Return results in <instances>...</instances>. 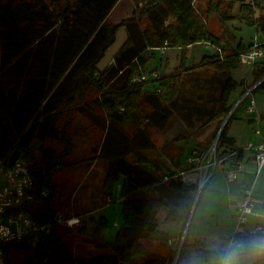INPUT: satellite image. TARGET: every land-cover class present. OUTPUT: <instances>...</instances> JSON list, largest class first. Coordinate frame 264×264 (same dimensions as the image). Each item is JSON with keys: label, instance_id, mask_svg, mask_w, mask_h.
<instances>
[{"label": "trees", "instance_id": "1", "mask_svg": "<svg viewBox=\"0 0 264 264\" xmlns=\"http://www.w3.org/2000/svg\"><path fill=\"white\" fill-rule=\"evenodd\" d=\"M118 1L0 0V157L18 150L27 162L36 197L42 201L41 205L29 206L31 215L41 224L52 221L57 214L53 178L57 168L69 166L64 160L73 146L68 133L73 113L80 112L91 119L99 111L105 117L101 127L103 136L92 148L90 161L97 158L106 161L103 197L109 198L115 182L122 178L119 197L123 217L112 241L91 242L102 253L74 255L70 243L64 241L65 232L58 230L60 224L35 246L26 239L5 245L6 264H169L172 261L169 237L159 228L156 215L165 208V220L180 223L184 228L197 186L182 182L176 174H167L164 180L150 170L145 160L130 155L153 148L145 125L158 130L166 127L182 80L178 74L152 78L149 88H144L149 80L133 83L131 78L138 66L150 61L152 51L164 42L168 47L181 48L206 42L216 49L217 53L206 54L199 63L188 67V72L210 66L217 72L230 73L242 63L241 55L247 46L238 42L225 54L221 38L207 28L195 0H139L143 2L139 10L118 23H110L108 15ZM208 1L207 15L216 13L222 24L232 20L230 13L236 0ZM223 5L225 8L220 12ZM238 11L244 24L254 25L264 36V0L241 2ZM120 27H125L127 32L131 28L128 41L102 73L94 72L90 76L89 71L114 42ZM253 66L264 73V62ZM257 82L253 90L264 89V78ZM238 86L242 82L231 76L226 79L208 121L227 114L229 94ZM88 91L91 93L86 95ZM80 103L81 108L74 110ZM141 106L148 110L142 114L136 112ZM226 128L220 131L215 152H219V159L234 152L232 157L239 163L242 151L234 148V140L227 136ZM48 138L61 142L63 148L55 161L45 167L30 143ZM41 191L47 192L45 197ZM201 191L202 188L198 196ZM103 223L101 218L99 224ZM251 234L235 237L245 239ZM185 238L186 234L182 246ZM152 242L154 247L149 250ZM209 253L210 250H200L202 259Z\"/></svg>", "mask_w": 264, "mask_h": 264}, {"label": "rangeland", "instance_id": "2", "mask_svg": "<svg viewBox=\"0 0 264 264\" xmlns=\"http://www.w3.org/2000/svg\"><path fill=\"white\" fill-rule=\"evenodd\" d=\"M208 2V0H195L194 5L206 19L207 28L221 38V47L225 49V54L231 52L238 42L247 46L244 54L254 48H260L264 51V36L257 31L254 25L244 24L241 19L242 15L238 11L240 3H247L249 0H236L235 7L230 13L232 20L225 24L221 23L216 13L207 15ZM142 4L143 2L140 3L139 0H119L108 15V22L118 23L130 16L137 8L139 10ZM223 8H225V5L220 7V12ZM123 10L124 13L120 16ZM130 31L131 28L129 27L128 32ZM215 53H217L216 49L206 42L192 44L185 48L170 46L165 49L163 54H161L160 49H154L152 51L153 58L141 66L145 72H149L152 71L154 63L160 64L162 62L163 65L156 70L157 78L178 74L182 82L173 107V115L166 127L163 130H158L155 127L145 125L154 144L153 148L138 150L130 155V158L138 156L145 160L150 170L158 176L194 172L197 184L200 181L202 182V191L197 197L198 200H196L191 212L184 245L182 246L181 244L178 251L181 234V236L171 240L169 243L172 248V261L169 264H188V258L193 256L192 253L188 254L189 243L197 231L201 233L202 239H205L208 233L211 232L210 235L212 233L213 235L221 233L223 237L220 239L227 241L228 231L232 229L230 213L221 209L219 215H217L213 211L209 212L207 210L203 212L200 207L205 199V193H207L209 178L219 170L217 163L220 155L219 152H215L216 142L219 137V135L217 137V134L218 132L220 134L223 127L226 126L228 128L233 123L247 98H253L257 107L264 106V89L259 87L253 90L249 96L242 99L248 88L255 85L261 78H264V73H259V69L253 66L254 63L260 64L264 62V55L253 62L249 60L242 61L239 67L230 73L217 72L210 66H204L188 72V67L199 63L204 55ZM223 55L221 56L223 57ZM229 76L236 82L243 83L242 86H238L229 94V110L227 114L229 111L231 113L234 112L232 118L229 121L228 118L225 120L226 114L208 121L209 113L217 107L219 90ZM153 80L147 81L144 88H149L148 83L153 82ZM243 80L246 82L244 83ZM89 93L91 91H88L86 95H89ZM239 101L241 102L239 103ZM236 104L238 105L235 108ZM81 106L82 103L76 105V107L74 106L73 109L77 110ZM147 110L146 106H141V108L136 109V112L142 114ZM92 117L88 119L82 116L80 112L73 113L72 124L68 131L73 146L71 152L64 160V163L69 166L57 168L53 178V182L56 185V212L62 213L65 219L58 230L65 232L64 241L72 245L74 250L72 252L77 256H86L88 253L95 255L104 252L95 248L89 239H102L110 242L114 239L116 231L123 223L122 206L119 201L122 178L115 182L112 194L109 197L110 201L108 202L106 197H101L102 181L106 173V161L102 158H97L95 166L88 169V164L92 163L90 161L93 157L92 148L100 143L103 136L101 127L105 118L103 112L99 111L94 113ZM205 122L207 124L202 126ZM140 123L143 124L144 122L141 121ZM37 143L40 144L36 141ZM53 145L55 146L53 148L57 157L61 151L60 149L63 148V144L58 142L53 143ZM194 150L204 155L199 158V161L188 162V157L191 156V152ZM212 151L210 164L206 169L208 157ZM42 162L46 163V160L42 159ZM50 163H46L45 167H49ZM194 169L195 171H193ZM38 204L41 205L42 201L36 200L33 203V205ZM100 205H102V208H100ZM163 209L161 208L157 213V215L159 214L158 226L162 228L166 224L169 230L168 233H171L173 226L177 224L175 222H165L160 217L161 212L167 213V210ZM214 214L217 215L216 219L213 217ZM101 218H103V224H99ZM84 219L87 221L86 229L81 227V224L85 223ZM215 222L220 227L219 231L215 230ZM208 226H211L214 230H209ZM171 227L173 228L171 229ZM183 231L184 228H182L181 233ZM214 239L215 241L217 240L216 238ZM208 241L210 242L211 239ZM142 243L145 245L146 241H142ZM153 244L154 242L150 243L149 250L153 249Z\"/></svg>", "mask_w": 264, "mask_h": 264}, {"label": "built area", "instance_id": "3", "mask_svg": "<svg viewBox=\"0 0 264 264\" xmlns=\"http://www.w3.org/2000/svg\"><path fill=\"white\" fill-rule=\"evenodd\" d=\"M168 47V43L164 44L157 48L160 49L161 54L164 53L165 49ZM264 55V51L260 48L253 49L246 54L241 55V60L255 61ZM158 75L156 71L151 73L145 72L141 66H138L136 73L132 76L131 81L133 83H139L143 81L150 80L152 78H157ZM257 82L252 87L248 88L242 99L246 96H249ZM241 99V100H242ZM248 104L245 107V111L248 114H251L256 109V103L253 98H247ZM241 101H239L240 103ZM238 104L234 107L236 108ZM257 134H260V131H256ZM262 141L256 146L249 144L248 149H254V180L253 182L243 190L242 195L238 198L235 208L234 216V231L230 236V239L236 238V235H245L249 233L247 227L250 223L251 218L257 220H264V201L261 202V210H256L257 200L254 195V188L257 176L262 170H264V133H261ZM213 151L209 154L208 164L206 169L209 166V161L212 157ZM10 154L5 157H0V264H6L4 257V246L10 242L16 240L26 239L29 241L31 246H35L39 240L44 237H47L51 234L52 229L56 225L63 224L65 221L62 213H57L53 220L47 223L39 224L31 215L29 206L33 205L36 200H39L36 197L34 191V180L30 174V170L27 162L22 159L20 156L15 160L12 166L7 165V160ZM203 153L200 154L196 150L191 152V156L188 157V162L199 161V158L203 157ZM235 153L232 152L218 160V162L223 161L226 157L234 156ZM243 170L242 163H236L231 168H229L225 177L228 182L233 181L235 175ZM195 171V169L193 170ZM176 176L186 184H195L197 187H200L202 182L200 181L197 184L195 173H178ZM162 178L166 180L168 175H163ZM41 196L45 197L47 192L41 191ZM264 230V225L256 223L254 226L253 233L261 232ZM171 240H169V243Z\"/></svg>", "mask_w": 264, "mask_h": 264}, {"label": "crops", "instance_id": "4", "mask_svg": "<svg viewBox=\"0 0 264 264\" xmlns=\"http://www.w3.org/2000/svg\"><path fill=\"white\" fill-rule=\"evenodd\" d=\"M123 13H124V10L120 13L121 14L120 16H122ZM162 65H163L162 62H160V64L154 63L153 69L154 68L160 69ZM245 82L246 81H244V83ZM244 102L237 116L235 117V120L227 128V136H229L230 138L234 140V148L242 151L241 159L239 162L243 164V170L238 172L235 175L233 181L228 182L226 180L225 173L229 168H231L236 163L235 162L236 159L229 156V157H226L223 161L218 162L217 165L219 166L218 167L219 170L217 171L216 174L213 173L211 177L209 178V186L207 188V193H205V199L203 200L200 206L203 212H206L208 210L209 212L213 211L215 212V214L219 215L220 210L224 209L226 212L228 211L230 213V217L232 218V229H229L228 231L229 233L226 236V240L230 238V236L232 235L234 231V216H235L236 202L238 198L242 195L243 190L246 187H248L254 180V152L255 151L253 148L248 149L247 146L249 144H251L252 146H256L257 144H259L262 141L261 133H264V106L257 107L256 105L255 111L251 114H248L245 111V107L248 104V100ZM257 130L260 131V134L256 133ZM36 141H38L40 144L38 143L36 144ZM52 142L58 143L59 141L48 138V139H45L44 141H39V140L34 139L30 143L31 149L36 154L38 161L40 162L42 166H45L46 163L55 161L53 160L56 157V153L53 148L55 146L53 145ZM51 144H52V147H51ZM60 150H62V148ZM42 159L46 160V163L42 162ZM96 162L97 160L88 164V169L94 167ZM51 164L52 163H50V165ZM254 195L257 200L256 210L260 211L262 209L261 202L264 201V170L260 172L255 182ZM101 197H103L102 191H101ZM107 200L109 202L110 198L107 197ZM102 205H100V208H102ZM161 213L162 214L160 217L163 218L165 222L170 223V221L165 220L166 213L165 212H161ZM215 214L213 215L214 219H216V216H217ZM158 215H156L157 222H159ZM84 221L85 223L81 224V227H83V229H86L87 221L86 219H84ZM216 222H215L216 224L215 230L219 231L220 227L217 225ZM256 223H260L261 225H264V220L260 221L255 218H251L250 223L247 227L249 233H253L254 226ZM175 224L177 225L173 226L174 228L171 227V229L173 228L171 233H168L169 230L166 224H165L166 226L164 225L162 228L160 227L162 231L167 233L169 240H174L182 235L181 233L182 225L180 223H175ZM208 227H209V230L213 229L211 226H208ZM210 233L211 232L208 233L205 239H202L201 233H199L198 231L195 232L192 238V241L189 243V247H188V254L189 253L193 254L192 257L188 258V264H194V262L198 258L202 259L200 255V250H202L203 248L210 250L212 246H214L217 242L222 241L220 239L221 237H223L221 233L220 234L218 233L215 235H213V233L210 235ZM214 238H216L217 240L215 241ZM210 239L211 241L209 242L208 240ZM89 241L90 243L94 241L95 242H107V241H103L102 239L100 240L89 239ZM169 247L171 248L170 245ZM71 248H72V245H71ZM72 251L74 250L72 249Z\"/></svg>", "mask_w": 264, "mask_h": 264}, {"label": "clouds", "instance_id": "5", "mask_svg": "<svg viewBox=\"0 0 264 264\" xmlns=\"http://www.w3.org/2000/svg\"><path fill=\"white\" fill-rule=\"evenodd\" d=\"M194 264H264V230L245 239L217 242L206 259L198 258Z\"/></svg>", "mask_w": 264, "mask_h": 264}, {"label": "water", "instance_id": "6", "mask_svg": "<svg viewBox=\"0 0 264 264\" xmlns=\"http://www.w3.org/2000/svg\"><path fill=\"white\" fill-rule=\"evenodd\" d=\"M128 38H129V35H128V32H127L126 28L125 27H120L117 30V32H116V38H115L114 42L104 51L103 56L94 65V68L89 71V75L92 76L94 74V72L102 73L106 69V67L113 61V58L115 57V55L121 50V48L128 41ZM230 113H231V111H229V113L227 114L225 120L228 118ZM218 135H219V132L217 134V137H218ZM19 155H20L19 151L18 150H14L8 157L7 165L9 167L12 166L13 163L15 162V160L19 157ZM199 192H200V187H197V192H196V195H195V199H194V202H193V206H192L191 212L193 210L194 204L196 203V200H197ZM191 212H190V215H189V217L187 219V222L185 224L184 231L182 233V237H181V241H180V245H179L178 251H179L180 246L182 244V241L184 239V236H185V233H186V230H187V226H188V223H189V219H190V216H191Z\"/></svg>", "mask_w": 264, "mask_h": 264}]
</instances>
